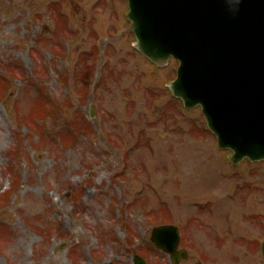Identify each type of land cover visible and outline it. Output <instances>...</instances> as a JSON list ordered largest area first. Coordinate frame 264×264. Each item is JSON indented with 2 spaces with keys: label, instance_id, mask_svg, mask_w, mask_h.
Wrapping results in <instances>:
<instances>
[{
  "label": "rangeland",
  "instance_id": "1",
  "mask_svg": "<svg viewBox=\"0 0 264 264\" xmlns=\"http://www.w3.org/2000/svg\"><path fill=\"white\" fill-rule=\"evenodd\" d=\"M128 10L0 0V264H172L160 224L179 226L180 264H264V159L229 161Z\"/></svg>",
  "mask_w": 264,
  "mask_h": 264
},
{
  "label": "water",
  "instance_id": "2",
  "mask_svg": "<svg viewBox=\"0 0 264 264\" xmlns=\"http://www.w3.org/2000/svg\"><path fill=\"white\" fill-rule=\"evenodd\" d=\"M128 6L135 47L160 67L171 56L180 62L169 85L173 96L188 109L201 106L219 146L232 150L231 162L264 159V0H128ZM151 241L174 264L188 258L178 249V226L153 228ZM135 263L146 264L140 256Z\"/></svg>",
  "mask_w": 264,
  "mask_h": 264
},
{
  "label": "flooded vegetation",
  "instance_id": "3",
  "mask_svg": "<svg viewBox=\"0 0 264 264\" xmlns=\"http://www.w3.org/2000/svg\"><path fill=\"white\" fill-rule=\"evenodd\" d=\"M250 245L251 246H255V243L254 242H250ZM192 259H191V256H190V252H189V250H188V261H191ZM198 262V261H197ZM197 262L195 263V264H197Z\"/></svg>",
  "mask_w": 264,
  "mask_h": 264
},
{
  "label": "clouds",
  "instance_id": "4",
  "mask_svg": "<svg viewBox=\"0 0 264 264\" xmlns=\"http://www.w3.org/2000/svg\"><path fill=\"white\" fill-rule=\"evenodd\" d=\"M237 3H239V0H236Z\"/></svg>",
  "mask_w": 264,
  "mask_h": 264
},
{
  "label": "trees",
  "instance_id": "5",
  "mask_svg": "<svg viewBox=\"0 0 264 264\" xmlns=\"http://www.w3.org/2000/svg\"><path fill=\"white\" fill-rule=\"evenodd\" d=\"M72 132H74V131L72 130Z\"/></svg>",
  "mask_w": 264,
  "mask_h": 264
}]
</instances>
